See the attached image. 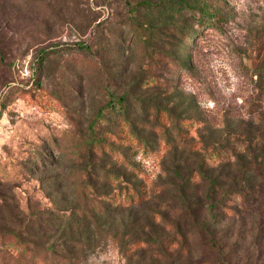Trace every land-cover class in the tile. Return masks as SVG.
Returning a JSON list of instances; mask_svg holds the SVG:
<instances>
[{"label": "rangeland", "instance_id": "1", "mask_svg": "<svg viewBox=\"0 0 264 264\" xmlns=\"http://www.w3.org/2000/svg\"><path fill=\"white\" fill-rule=\"evenodd\" d=\"M124 1L0 0V230L31 229L63 264H212L205 222L228 264H264V0H171L226 17L192 34L184 8L189 40L161 30L150 47ZM147 107L165 115L161 130ZM123 121L148 147L131 143L115 168L136 165L149 198L99 213V195L117 192L92 182L111 168L86 155L89 135L129 140ZM227 192L245 201L213 210Z\"/></svg>", "mask_w": 264, "mask_h": 264}, {"label": "trees", "instance_id": "2", "mask_svg": "<svg viewBox=\"0 0 264 264\" xmlns=\"http://www.w3.org/2000/svg\"><path fill=\"white\" fill-rule=\"evenodd\" d=\"M152 2L149 0H137L135 3L131 4L129 1L125 0L123 2V8H125L130 14L134 30L137 33V36L144 40L145 43L150 47L151 40L154 38V33L160 32L161 30L170 31L172 33L178 34L180 40L188 41L189 34H191L190 27L187 30H184V19L181 17L182 9H186L190 13L196 14L197 18L194 22L190 23L187 21V25H191L192 34H195L201 31L205 26H217V22L226 17V13L220 12L218 9L213 10L211 6H208L206 3H193L188 2ZM185 10V11H186ZM140 11H144L141 16H138ZM42 53V52H41ZM45 53V52H44ZM44 53L40 54L44 55ZM176 59V62L179 63L182 68L186 67L185 60ZM114 102H117L119 105L120 115H122L123 105L126 102V96L120 95L115 99ZM138 111L141 114L143 113V108L145 106L144 101H137ZM108 106H111V109H114L113 103H109ZM102 108L99 110V113H102ZM148 112L153 113L152 121L149 122L150 128L156 130V128L162 129V124L159 122L160 119H166L165 115H161L155 108L151 109L147 107ZM125 119V118H124ZM121 120V119H120ZM126 126L129 128L128 136L129 140H124L122 134L110 132V137L107 134L104 136L96 134L93 131L89 135V143L86 150V155L92 160H100V162H108L111 170L106 171L100 167L98 175L93 173V176H96L93 179V184H102V189L110 187L113 190H116L117 193H113L112 190H107L105 193L100 194L102 201L95 206L98 208L99 213L105 212L111 206L113 208H133L144 204L148 201V192L139 183H132L131 179L133 178L132 173L136 169V165H131L126 163L128 169L120 172L115 167L119 164L122 165L124 159L129 160L131 157V143L132 146L142 147L144 151L148 147L147 137H142L139 132L141 129H136L132 121H123ZM148 123V124H149ZM190 121L184 120L180 123V128H178L175 139L181 140L185 138L188 134L183 128H187ZM182 125V126H181ZM182 127V128H181ZM139 130V131H138ZM144 132V130H143ZM162 137L168 139L169 136L162 134ZM126 142L122 144V147L126 150H114L112 145L116 142ZM128 158V159H127ZM122 163V164H121ZM130 168V170H129ZM132 172V173H131ZM128 173H131L130 177ZM88 180L91 181V177L87 173ZM99 177V178H98ZM97 178V180H96ZM100 183H96L99 182ZM102 182V183H101ZM240 192H227L222 195L213 205V210H221L233 212L229 207L234 208L236 202L240 200L241 202L245 201L243 194ZM249 197V195H245ZM249 206V205H248ZM200 231L204 234L206 238V243L210 249L214 251L216 259L212 264H228L225 260L228 256L219 250V247L216 245V241L211 233L210 224L201 222ZM31 229L22 231L21 229H3L0 230V264H63L62 256L58 254L56 249L53 247L45 248L42 245L34 243L31 239ZM138 242L133 241L131 245L136 247ZM136 249V248H135Z\"/></svg>", "mask_w": 264, "mask_h": 264}]
</instances>
